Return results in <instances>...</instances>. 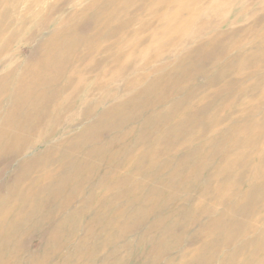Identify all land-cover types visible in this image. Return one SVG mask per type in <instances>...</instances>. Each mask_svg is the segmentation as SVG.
I'll return each instance as SVG.
<instances>
[{
  "label": "rangeland",
  "instance_id": "obj_1",
  "mask_svg": "<svg viewBox=\"0 0 264 264\" xmlns=\"http://www.w3.org/2000/svg\"><path fill=\"white\" fill-rule=\"evenodd\" d=\"M72 1L2 0L0 6V18L7 14L5 11L13 15V26L6 27L7 33L13 28L20 31L0 52V115L6 114L5 109L25 106L28 97L32 100L36 95L33 81L29 82L28 76L17 71L34 67L43 59L41 47L52 40L54 31H67L58 41L67 47L70 45L72 54L78 55L66 68L63 61L57 62L52 57L51 49L43 52L48 68L60 67L63 71L65 79L59 86H69L41 113L42 141L22 155L0 156V208L6 187L30 162L37 178L36 183H32L37 195L29 204L30 216L18 219L0 215V264H32L33 261L40 264V259L46 260L45 264H146L147 261L148 264H158L156 261L159 264H224L232 247L213 257L211 252L221 237L227 241L225 230L229 220L234 219L241 226L246 221L259 227L258 219L264 217L261 210L264 197L261 198L258 189L251 193L248 202L231 199L237 190L232 179L244 167L243 162H238L239 158L252 161L261 158V172L264 171V0H177L184 2L189 11L181 13L182 18H188L196 7L198 11L192 13L184 30L168 32L173 36L165 39L160 35L167 30L166 26L159 22L151 24L147 12L132 7L129 14L120 17L122 21L125 17L133 19L129 27L116 26L119 22L115 19L110 26L98 28L101 37L92 40L86 48L88 51L96 48L99 55L87 53L80 43L103 17L100 10L92 6L93 1L101 0ZM157 1L148 0L146 4L151 7ZM163 11H166L165 6L159 14ZM24 17L27 19L19 23L20 27L14 24L16 19ZM163 17L168 18V15ZM104 34L109 37L105 38ZM168 77L170 80L162 82L157 90V79L166 81ZM154 81L156 83H152ZM200 109L199 120H202L192 131L188 130V134L169 127ZM204 123H209L210 127ZM167 130L171 132L161 145H166L163 151L151 143L134 145L139 137L158 139L159 135H166ZM64 142L82 147L81 157L88 160L87 166L77 175H72L68 168L65 176L69 178L64 181L39 182L45 163L42 155L57 156L63 152L61 144ZM145 152L156 162L168 157L173 159L178 169L172 184L169 181V184H157L153 177L157 168L147 161L134 177L130 170H123L124 164L129 166L131 159ZM151 152L157 153L154 158ZM110 160L120 162L121 166L116 169L109 164ZM58 164L53 168L57 169ZM145 169H148L147 176L142 178L141 172ZM161 172L167 175V171ZM242 181L243 191L249 181L246 177ZM259 181L260 177L255 183ZM17 191L16 188L11 192ZM53 192L59 194L51 196ZM256 197L259 201L254 203ZM232 204L245 215L251 216L254 211L257 214L243 220L230 209ZM214 228L216 236L211 239ZM74 238L77 240L73 241ZM17 242L19 253L16 256L12 248ZM159 251H165L162 258L158 257Z\"/></svg>",
  "mask_w": 264,
  "mask_h": 264
},
{
  "label": "bare ground",
  "instance_id": "obj_2",
  "mask_svg": "<svg viewBox=\"0 0 264 264\" xmlns=\"http://www.w3.org/2000/svg\"><path fill=\"white\" fill-rule=\"evenodd\" d=\"M74 1V0H73ZM72 1V2H73ZM96 1V0H95ZM148 0H108V1H98V2H94L92 3L93 7H97L100 12L102 13L103 17L99 18L97 21V24L94 26V28L86 35V39L84 42L80 43L83 47L82 49L87 50V53H93L94 55H99L100 53H97L98 50L96 48H86L92 40L101 37L100 34H98V28H101L102 26L108 27L111 25L113 20H117L119 23L116 24V26L118 27H129L130 24H132L133 19H130L128 17H125V19L122 21L120 20L121 15H127L131 12V8L132 7H138V10H143L145 12H147V14L150 16V23H154V22H159L160 24L167 27V30L161 32V37L163 39L165 38H169L171 35L173 36V34H169L168 32H174L177 30H184V26L186 25V23L188 22V20L190 19L192 13H195L198 11V8L196 7L195 10L191 13V15L184 19L182 18L180 15L183 12H189L186 4H184V2L179 1L177 2V0H159L157 2H153L154 4H152L151 7H149L146 3ZM2 5V0H0V6ZM56 5V4H55ZM54 5V7H52L53 12L55 11L56 6ZM77 5V2H74V6ZM6 6V5H5ZM3 6V7H5ZM164 6L166 7V11H163L162 14H159V11L162 10L164 8ZM2 7V8H3ZM78 8V7H77ZM142 8V9H141ZM146 8V9H145ZM9 9V8H7ZM6 9V10H7ZM51 10V8H49ZM62 11V10H61ZM7 14L6 15H2L0 18V52L2 53V50L4 47H7L8 45H10L9 43H11L12 39L15 38L18 33L20 32L19 30H15V28H13L10 32L7 33V26H13L12 23V14H9L8 11H5ZM94 12V11H93ZM63 13V12H61ZM66 14V13H65ZM62 15V14H61ZM164 15H168V18L163 17ZM60 16V15H59ZM34 18V17H33ZM27 18L24 17L22 19H16V21L14 22V24H16V26L20 27V22L24 23ZM32 17L29 18V20H31ZM120 20V21H119ZM24 21V22H23ZM143 23V22H141ZM120 24V25H119ZM185 24V25H184ZM161 25V26H162ZM188 25V24H187ZM186 27V26H185ZM42 30V29H41ZM44 30V29H43ZM42 30V31H43ZM41 31V32H42ZM67 31L65 30H57L54 31L52 34V40L49 43H44L41 47V57L43 59L46 58L45 55H43L44 53H46L47 50L51 49L52 50V57H55L56 61H63V63H65L66 68H68V65L72 64L73 60L76 59V57H78V55L72 54V50H70V45L67 47L65 44H60L61 42H59L58 40L63 39V37H65L67 35L66 33ZM115 32V31H114ZM112 32V36L113 33ZM40 33V32H39ZM181 32H178V35ZM110 35V34H109ZM148 35V34H147ZM177 34L174 35V37ZM2 37V39H1ZM105 38H108L109 36H106V34H104ZM50 38V37H49ZM173 40V39H172ZM168 42V40H166ZM172 42V41H171ZM174 44V43H173ZM176 44V43H175ZM81 45H77L81 46ZM205 45V43H204ZM210 46V45H209ZM75 47V48H76ZM69 49V51H68ZM201 49V48H200ZM203 49V48H202ZM80 51V50H78ZM44 52V53H43ZM69 54V56L67 55ZM76 56V57H74ZM116 56V55H115ZM174 57V56H173ZM184 58V57H183ZM41 60L39 61L34 67H22L20 72L17 71V74H20L22 76H28L29 77V82L33 81L34 83V90L36 91V95L34 96V98L32 100H30V98L28 97V103L25 104V106L20 107V108H13V109H5V115H0V121L3 118L4 120V124L1 127L0 130V136H1V141H0V156L3 157H7V156H19L22 155L23 153H26L28 150L32 149L34 146H36L38 143H40L43 139V137L40 136L39 131H40V126H39V119L41 116L42 111H45V107L47 108L48 104H51L52 101L55 102V100L61 95L62 90H67L68 86H59V82L62 81L63 79H65L62 74L63 71L60 70L57 67H50L48 68V65H46L44 62L45 60ZM180 59V57H179ZM185 59V58H184ZM12 60V59H11ZM79 60V59H78ZM115 60V59H114ZM183 60V59H182ZM150 61V60H149ZM178 61V60H177ZM181 61V60H180ZM187 61V59H186ZM61 63V64H63ZM116 63V62H115ZM184 63L185 60H184ZM123 64V63H122ZM180 64V63H179ZM187 65V64H186ZM15 66V65H14ZM124 66V65H123ZM127 67V65H125ZM143 66V65H142ZM148 66V65H147ZM174 66V65H173ZM179 65H177L178 67ZM62 67V66H61ZM152 67V66H150ZM176 67V68H177ZM186 66H184L183 68H185ZM218 67V66H217ZM143 68V67H142ZM148 68V67H146ZM175 68V69H176ZM128 69V68H127ZM126 69V70H127ZM17 70V69H16ZM64 70V68H63ZM66 70V69H65ZM68 70V69H67ZM70 70V69H69ZM121 70V69H120ZM154 70V69H153ZM174 70V69H173ZM74 71V70H73ZM123 71V70H122ZM151 71V70H150ZM163 71V70H162ZM66 72V71H65ZM77 72V71H76ZM74 71V73H76ZM149 72V71H148ZM154 72V71H152ZM170 72V71H169ZM80 73V72H79ZM141 73V72H140ZM157 73V72H156ZM213 74V73H212ZM222 74V73H220ZM36 76V78L34 80H31L30 77L31 76ZM79 75V74H77ZM150 75V74H149ZM178 76V75H177ZM27 77V78H28ZM150 77V76H149ZM146 77V78H149ZM20 78V77H19ZM136 78V77H134ZM139 79L141 77H138ZM136 78V79H138ZM220 78V77H219ZM13 79V78H12ZM15 79V78H14ZM84 80V79H83ZM82 80V82H83ZM118 80V79H117ZM116 80V81H117ZM166 81H160L159 79H157V83L154 81L152 83H156V89L159 90L161 88V83H166L168 82L170 79L168 77V79H165ZM221 80V79H220ZM14 81V80H13ZM12 81V82H13ZM141 81V80H140ZM148 81V80H147ZM118 82V81H117ZM135 82V81H134ZM134 82H132L134 84ZM180 82V81H179ZM128 83V82H127ZM140 84V83H139ZM142 84V83H141ZM172 84V83H171ZM31 85V84H30ZM63 85V84H62ZM147 85V83H146ZM16 86V85H15ZM149 86V85H148ZM152 86V85H151ZM150 86V87H151ZM163 86V85H162ZM77 87V86H76ZM127 87V86H126ZM128 87H130V85H128ZM139 87V86H138ZM149 87V88H150ZM160 87V88H159ZM15 88V87H14ZM140 88V87H139ZM28 89H31V87H29ZM141 89V88H140ZM143 89V88H142ZM179 89V88H177ZM128 89H126L127 91ZM123 91V90H122ZM130 91V89H129ZM133 91V89H132ZM163 91V90H162ZM135 92V91H134ZM148 92V90H147ZM176 92V91H175ZM173 92V93H175ZM149 93V92H148ZM8 94V93H7ZM10 94V93H9ZM123 94V93H122ZM138 94V93H136ZM135 94V95H136ZM140 94V93H139ZM152 94V93H151ZM150 94V95H151ZM87 95V94H86ZM118 95V94H117ZM116 95V96H117ZM145 95V93H144ZM160 95V94H159ZM132 97V95H130ZM139 96V95H138ZM137 97V96H136ZM135 97V98H136ZM162 97V96H161ZM134 98V99H135ZM139 99V97H137ZM86 99V98H85ZM175 99V98H174ZM141 101V98L139 99ZM173 100V99H172ZM99 102V101H98ZM115 102V101H113ZM136 103V102H135ZM156 103V102H155ZM64 104V103H63ZM85 104V103H84ZM142 104V103H140ZM138 105V104H137ZM82 106V105H81ZM101 106V105H100ZM105 106V105H104ZM155 107V106H154ZM162 107V106H161ZM209 108V106H207ZM96 108V106H95ZM93 109V108H92ZM101 109V108H100ZM103 109V108H102ZM150 110V107L148 108ZM157 109V107H156ZM163 109V108H162ZM53 110V109H52ZM105 110V109H104ZM184 110V109H183ZM201 110V111H200ZM198 111V113L195 114H190L189 116L183 117V118H179L182 119L181 122H177V124H172L169 127H175V130H177L178 133L181 132H185V133H189L188 130L192 131L194 128V125L196 123H198L199 121H201L202 119L199 120V117L202 112V109H200ZM132 112V111H131ZM188 112V111H187ZM152 114V113H151ZM184 114V113H183ZM186 114V113H185ZM130 115V114H129ZM128 115V118H130ZM182 115V114H180ZM87 116V115H86ZM102 117L106 116V114H102ZM147 116V115H146ZM198 116V117H197ZM88 117V116H87ZM177 117V116H176ZM49 118V117H48ZM151 119V118H150ZM125 120V119H124ZM128 120V119H127ZM178 120V119H177ZM95 121V120H93ZM124 122V121H123ZM128 122V121H126ZM231 122V121H230ZM125 123V122H124ZM173 123L170 122V124ZM94 124V123H92ZM205 124V123H204ZM2 125V123H0V126ZM135 125V124H134ZM206 126L210 127L209 123L205 124ZM234 125V124H233ZM46 126V125H45ZM52 126V125H51ZM168 127V128H169ZM50 128V126H49ZM48 128V129H49ZM162 128V127H161ZM160 128V129H161ZM46 129V130H48ZM159 129V128H158ZM174 129V128H173ZM43 131V130H42ZM41 131V132H42ZM143 131V130H142ZM174 131V130H173ZM171 131L166 132V135H159L157 138L158 139H151L150 137H139L134 145H144L145 142L146 143H151L153 145H156L157 147L160 148V150L164 149V147H166V145H162V143L167 140L168 134ZM176 132V133H177ZM65 133V132H64ZM177 133V134H178ZM197 133V132H196ZM45 134V133H44ZM67 134V133H66ZM71 134V133H70ZM74 134V132H73ZM131 135V134H130ZM174 135V133H173ZM171 135V136H173ZM181 135V134H180ZM43 136V135H42ZM68 136V135H67ZM100 136V135H98ZM65 137V136H64ZM160 137V138H159ZM98 139V138H97ZM104 139V138H103ZM174 139V138H173ZM191 140V139H190ZM47 141V140H46ZM173 141V140H172ZM88 142V141H87ZM111 142V141H110ZM170 143V142H169ZM172 144V143H170ZM49 145V144H48ZM54 145V144H52ZM168 145V144H167ZM45 146V145H44ZM51 146V143H50ZM91 146V145H90ZM173 146V145H171ZM170 146V147H171ZM53 147V146H52ZM98 147V146H97ZM137 147V146H136ZM169 147V148H170ZM57 148V147H55ZM59 148V147H58ZM63 148V152H59L57 156L53 155L51 157H45L44 155H42V157L45 159V163L43 164V173L42 176L38 178L39 182H54V181H64L66 180L67 176H65L66 171L68 168H70L71 172L73 173L72 175H77L78 173L82 172L83 169L85 168V166H87V159H83V157H81V149L82 147H78L76 144H72L71 142H64L63 144H61V150ZM173 148V147H171ZM170 148V149H171ZM112 149V148H111ZM124 149V148H123ZM51 150V149H49ZM115 150V149H114ZM169 150V149H168ZM48 151V150H47ZM134 150H131V152H133ZM170 151V150H169ZM57 152V151H56ZM188 152V151H187ZM186 152V153H187ZM196 152V151H194ZM29 153V152H28ZM46 153V152H45ZM135 153V151H134ZM153 158H154V154L157 153H150ZM29 155V154H28ZM65 155L64 158L61 160V156ZM124 156H126V152L123 153ZM118 156V155H117ZM172 157H174L173 155H171ZM60 158V162L58 164V158ZM38 158V157H37ZM108 158V157H107ZM176 158V157H175ZM212 158V157H211ZM215 158V157H214ZM126 159V158H125ZM157 159L158 156H157ZM256 159V158H255ZM261 158L257 159L256 161H252V160H248L245 158H239L238 162H243L244 167L242 168V170H240L236 176L234 177V179H232V181L236 184L237 186V190L235 192L232 193L231 199L237 200L238 202H248L251 193L255 190L258 189L260 191V196L261 198L264 197V171L261 172V164H262V160H260ZM263 159V158H262ZM34 161V159H33ZM145 161L149 162L151 167L156 166L157 171L155 173V175L153 177L155 178V182H157V184H172L173 180L175 179V175L177 174V165H175L173 163V159L170 160L169 157L163 159L160 162H156L153 161L150 157V155L148 154V152L145 153H140V155L137 156V158L135 157L134 159H131L130 165L129 166H123V170L126 168L128 170L131 171L133 177L136 175L135 172L137 171H141L146 165H142V163ZM211 161V159L209 160ZM28 163V162H27ZM58 164V168L54 169L53 166H55V164ZM215 163V162H214ZM32 162H30L24 169L21 170V172H19L14 178L13 181L11 182V184L6 187V194L3 197V201H1L3 203L2 208H0V215H3L4 217H7L9 215H12L13 218L18 217L19 218H23L25 217L26 219L30 216L32 209H29V204H31V202L33 201V199L35 198L34 196L37 195L36 190L32 183L35 182L37 180V178L34 177L33 174V170L31 168L32 166ZM35 164V163H34ZM110 165L115 166L116 169H118L121 164L120 162H113V160H110L109 162ZM5 166V165H4ZM181 167V166H180ZM186 169V168H185ZM91 170H93V168H91ZM106 170V169H105ZM146 171H148V169L142 171V178L146 177ZM154 171V170H153ZM161 171H167V175L162 174ZM126 173V172H125ZM128 173V171H127ZM154 173V172H153ZM151 173V174H153ZM205 173V172H204ZM71 175V176H72ZM151 177V178H153ZM247 178L248 182V187L246 190L241 189V183L243 182L242 179ZM260 177V181L258 183H255L256 179ZM132 178V177H131ZM87 180H89L90 178H86ZM158 179V180H156ZM179 179V178H178ZM103 182L106 181V179H102ZM118 181H120L121 183H126L125 180H121L118 179ZM169 181V183H168ZM181 182V181H180ZM36 183V182H35ZM116 182H114L115 184ZM130 183V182H128ZM18 189L17 193L12 194V190L13 189ZM126 188V187H125ZM130 188V187H129ZM138 188V187H137ZM173 189V188H171ZM176 189V188H175ZM126 190V189H125ZM124 190V191H125ZM229 190V189H228ZM94 191V190H93ZM203 191V190H202ZM178 192V191H177ZM160 193V192H159ZM190 193V192H189ZM192 193V192H191ZM59 193H52L51 196H56ZM85 194V193H84ZM96 195V194H95ZM102 195V194H101ZM117 195V194H116ZM183 195V194H182ZM217 195V194H216ZM215 195V196H216ZM59 196V195H58ZM57 196V197H58ZM113 196V195H112ZM184 196V195H183ZM193 196V195H192ZM218 196V195H217ZM224 196V195H223ZM222 196V197H223ZM227 197V195H226ZM97 199V198H96ZM95 199V200H96ZM129 199V198H128ZM108 200V199H107ZM127 200V199H126ZM194 200V199H192ZM221 200V199H219ZM225 200V199H224ZM124 201V200H123ZM191 201V200H190ZM223 201V199H222ZM259 201V199L256 197L255 200L253 199L254 203H257ZM50 202V201H48ZM95 202V201H94ZM10 205H7V204ZM121 203V202H120ZM95 204V203H94ZM98 204V203H97ZM126 204V203H125ZM223 204V203H222ZM124 205V204H123ZM202 205V204H201ZM118 206V205H117ZM225 206V204H224ZM227 206V205H226ZM230 209L232 211H234L235 215H239L241 217V219L243 218H250L253 215L257 214V212L254 211V213L249 216V215H245L244 212H242L240 209H238V207L235 204L229 205ZM104 208V206H103ZM124 208V207H123ZM44 209V208H43ZM97 209V208H96ZM222 209V208H221ZM51 210V209H49ZM106 210V209H105ZM109 210V209H108ZM107 210V211H108ZM220 210V209H219ZM224 210V209H223ZM261 210H264V204L262 203L261 206ZM53 211V210H52ZM106 211V212H107ZM114 211V210H112ZM130 211V210H129ZM59 212V211H58ZM68 212V211H67ZM101 212V210H100ZM111 212V211H110ZM203 212V211H202ZM201 212V213H202ZM218 212V211H217ZM260 209L258 210V213H260ZM210 213V212H209ZM43 214V213H42ZM95 214V213H94ZM105 214V213H104ZM108 214V213H107ZM198 214V213H197ZM200 214V213H199ZM198 214V215H199ZM68 215V214H67ZM77 215V214H76ZM100 215V214H99ZM110 215V214H108ZM124 215V214H123ZM170 215V214H169ZM202 215V214H201ZM219 215V214H218ZM47 216V215H46ZM97 216V215H96ZM104 216V215H103ZM197 216V215H196ZM2 217V216H1ZM40 217V215H39ZM89 217V216H88ZM95 217V216H94ZM132 217V216H131ZM201 217V216H200ZM236 217V216H235ZM11 218V217H10ZM9 218V219H10ZM66 218V217H65ZM70 218V217H68ZM83 218V216H82ZM93 218V217H92ZM126 218V217H125ZM217 218V216H216ZM8 219V218H7ZM25 219V220H26ZM41 219V218H39ZM91 219V218H90ZM112 219V218H111ZM132 219V218H131ZM153 219V218H152ZM199 219V218H197ZM203 219V218H200ZM240 219V218H239ZM253 219V218H252ZM35 220V219H34ZM99 220V219H98ZM234 220V219H233ZM232 219L229 220V222L227 223L226 226V230H225V238L227 239L226 242H224V236L220 238L219 241H217V246L216 244L212 246V252H211V257L217 255L220 253L221 250H226L230 247L231 250L230 251V256L227 258V256L225 257V263L224 264H264V217L259 218L258 221L261 223V225L258 226L259 227H255L254 223H247L246 221H243V224L241 226L240 223H235ZM236 220V219H235ZM27 221V220H26ZM33 222V220H31ZM129 221V220H128ZM201 221V220H200ZM36 222V221H35ZM95 222V221H94ZM98 223V221H96ZM148 222V221H147ZM255 222V221H254ZM5 224V222H3ZM27 223V222H26ZM56 223V222H55ZM79 223V222H78ZM84 223V222H83ZM201 223V222H200ZM16 224V223H15ZM89 224V223H88ZM93 224V223H92ZM257 224V223H256ZM3 225V224H2ZM9 225V223H8ZM81 225V224H80ZM131 225V224H130ZM76 226V225H75ZM83 226V225H82ZM135 226V225H134ZM198 226V225H197ZM216 227V223L213 224V227ZM1 227V226H0ZM77 227V226H76ZM88 227V226H87ZM196 227V226H194ZM245 227V228H244ZM29 228V227H28ZM53 228V227H52ZM104 228V227H103ZM108 228V227H107ZM134 228V227H133ZM139 228V226L137 227ZM244 228V231L242 233H240V229ZM25 229V228H24ZM88 231L89 228H87ZM112 229V228H111ZM132 229V228H131ZM4 230V229H3ZM84 230V229H83ZM115 230V229H114ZM120 230V229H119ZM137 230V229H136ZM142 230V229H141ZM189 230V229H188ZM200 230V229H199ZM198 230V231H199ZM261 230L259 233L258 231ZM18 231V230H17ZM65 231V230H63ZM68 231V230H67ZM126 231V230H125ZM140 231V230H139ZM19 233H21L23 235L22 232L18 231ZM70 232V231H69ZM79 232V231H77ZM86 232V231H85ZM95 232V230H94ZM92 232V233H94ZM1 233V232H0ZM26 233V232H25ZM24 233V235H25ZM97 233V232H96ZM123 233H124V229H123ZM20 234V236H21ZM140 234V233H139ZM116 235V234H115ZM130 235V234H129ZM240 235V237H239ZM18 236V235H17ZM19 236V237H20ZM124 236V235H122ZM142 236V235H141ZM193 236V235H192ZM216 236V229L214 228L212 230V236L211 239L214 238ZM234 237H236L235 239H232ZM54 237V236H53ZM52 237V238H53ZM78 237H81L78 236ZM87 236H85L86 238ZM144 237V236H142ZM141 237V238H142ZM16 238V237H15ZM50 239V240H55V239ZM71 238L73 239V237L71 236ZM126 238V237H125ZM130 238V237H129ZM139 237V239H141ZM146 238V237H145ZM83 239V238H82ZM128 239V238H127ZM137 239V240H139ZM144 240V238H142ZM20 240V239H18ZM77 240V238H76ZM75 238L73 241H76ZM91 240V239H90ZM2 241V240H1ZM92 241V240H91ZM90 241V242H91ZM125 241V240H124ZM233 241H236V244H232ZM14 242V241H13ZM12 242V243H13ZM135 242V241H134ZM143 242V241H142ZM141 242V243H142ZM139 243V241H138ZM213 243V242H212ZM67 244V243H66ZM69 244V243H68ZM81 244V243H80ZM92 244L93 241H92ZM130 244V243H129ZM88 245V244H87ZM86 245V246H87ZM135 245V244H134ZM137 245V244H136ZM85 246V247H86ZM89 246V245H88ZM152 246V245H151ZM216 246V247H214ZM220 246V247H219ZM2 247V246H1ZM19 244L18 242L13 244V248L12 250H14V254L17 256V252L19 250ZM22 247V246H21ZM65 247V246H64ZM69 247V246H66ZM122 247V245H121ZM206 249L209 248L208 245L204 246ZM90 248V247H89ZM108 248V247H107ZM117 248V247H116ZM85 249V248H83ZM93 249V248H92ZM122 249V248H121ZM154 249V248H153ZM157 249V248H156ZM107 250V249H106ZM105 250V252H106ZM125 250V249H123ZM198 250V249H197ZM21 251V250H20ZM69 251V250H68ZM84 251V250H82ZM108 251V250H107ZM183 251V250H182ZM227 251V250H226ZM228 251V252H229ZM104 252V253H105ZM109 252V251H108ZM107 252V253H108ZM148 253V251H146ZM165 251H162V253ZM19 253V252H18ZM99 253H101L99 251ZM120 253V252H119ZM146 253V254H147ZM150 253H152V251H150ZM149 253V254H150ZM160 253V251H159ZM158 254V257L164 254ZM168 253V251H167ZM166 253V254H167ZM82 254V253H81ZM89 254V253H88ZM86 254V255H88ZM222 254V253H221ZM14 255V257H15ZM66 255V254H65ZM83 255V256H86ZM94 255V254H93ZM100 254H98L99 256ZM157 255V254H156ZM197 255V254H196ZM207 255V254H206ZM23 256V255H22ZM67 256V255H66ZM152 256V255H150ZM201 256V254H200ZM19 257V256H18ZM17 257V258H18ZM32 257V256H31ZM35 258V256H33ZM37 257V256H36ZM60 257V256H59ZM78 257V256H76ZM75 257V258H76ZM109 257V254L108 256ZM157 257V256H156ZM196 257V256H194ZM23 258V257H21ZM19 258V259H21ZM30 258V256H29ZM70 258V257H69ZM162 258V256H161ZM222 258V257H221ZM227 258V259H226ZM14 259V258H13ZM18 259V262H20ZM40 259V258H39ZM87 259V258H86ZM89 259V258H88ZM98 259V258H97ZM96 259V260H97ZM164 259V258H163ZM163 259H158V260H163ZM186 259V257L184 258ZM206 259V258H205ZM208 259V258H207ZM3 260V259H2ZM23 260V259H22ZM28 260V259H27ZM30 260V259H29ZM34 259H32L33 261ZM38 260V258H37ZM58 260V259H57ZM61 260V257H60ZM59 260V261H60ZM71 260V259H70ZM74 260V259H73ZM93 260V259H92ZM154 260V259H153ZM181 260V259H180ZM199 260V259H196ZM201 260V258H200ZM215 260V259H214ZM223 260V259H222ZM31 261V262H32ZM87 261V260H86ZM103 261V259H102ZM106 261V260H105ZM166 261V260H165ZM178 261V260H177ZM218 261V260H217ZM16 262V261H15ZM17 262V263H18ZM24 262V261H23ZM34 262V261H33ZM32 262V264H33ZM40 264H45L46 260L43 261V259H40ZM83 262V261H82ZM96 262V261H95ZM144 262V261H143ZM159 264V261H156ZM161 262V261H160ZM215 262V261H214ZM222 262V261H221ZM25 263V262H24ZM37 263V262H36ZM73 263V262H71ZM84 263V262H83ZM97 263V262H96ZM100 263V262H99ZM109 263V262H108ZM155 264V262H152ZM175 263V262H173ZM178 263V262H177ZM20 264V263H18ZM30 264V263H29ZM69 264V263H68ZM74 264V263H73ZM148 264V261L147 263ZM163 264V263H162ZM197 264V262H196ZM205 264V263H204Z\"/></svg>",
  "mask_w": 264,
  "mask_h": 264
}]
</instances>
